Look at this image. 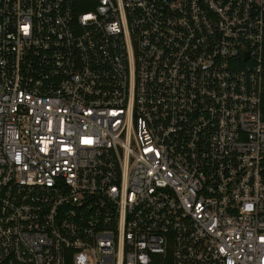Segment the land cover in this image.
I'll list each match as a JSON object with an SVG mask.
<instances>
[{
    "label": "built area",
    "instance_id": "built-area-1",
    "mask_svg": "<svg viewBox=\"0 0 264 264\" xmlns=\"http://www.w3.org/2000/svg\"><path fill=\"white\" fill-rule=\"evenodd\" d=\"M263 57L264 0H0V264H264Z\"/></svg>",
    "mask_w": 264,
    "mask_h": 264
},
{
    "label": "trees",
    "instance_id": "trees-1",
    "mask_svg": "<svg viewBox=\"0 0 264 264\" xmlns=\"http://www.w3.org/2000/svg\"><path fill=\"white\" fill-rule=\"evenodd\" d=\"M262 102L264 107V57H263V74H262Z\"/></svg>",
    "mask_w": 264,
    "mask_h": 264
},
{
    "label": "water",
    "instance_id": "water-1",
    "mask_svg": "<svg viewBox=\"0 0 264 264\" xmlns=\"http://www.w3.org/2000/svg\"><path fill=\"white\" fill-rule=\"evenodd\" d=\"M246 59H248V55H246Z\"/></svg>",
    "mask_w": 264,
    "mask_h": 264
}]
</instances>
